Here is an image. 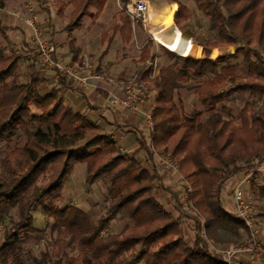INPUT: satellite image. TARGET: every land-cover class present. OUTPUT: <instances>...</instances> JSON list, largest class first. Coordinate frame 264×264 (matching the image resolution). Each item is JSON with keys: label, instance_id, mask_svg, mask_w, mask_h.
Masks as SVG:
<instances>
[{"label": "trees", "instance_id": "1", "mask_svg": "<svg viewBox=\"0 0 264 264\" xmlns=\"http://www.w3.org/2000/svg\"><path fill=\"white\" fill-rule=\"evenodd\" d=\"M100 1L91 18L99 15L107 0L69 1L79 11L71 13L73 19L64 26L69 37L80 27L83 9ZM193 1L208 18L212 33L204 39V50L227 44L235 45L237 53L252 43L260 50L243 52L244 77L238 74L240 64L231 61L235 53L215 59L177 56V62L161 66L149 80L156 91L149 111L153 122L150 140L157 154L174 158L184 175L185 204L176 195L172 199L187 210L185 215L174 217L150 193L156 177L135 153H120L97 125L62 102L58 89L43 94L35 79L19 82L13 70L21 56L10 60L0 49V142L5 141L7 148L1 159L7 174L0 176V225L4 229L0 264H226L209 242L224 246L245 241L246 227L235 212L223 206L220 194L229 179L264 160V112L255 109L254 101H246L238 115L225 105L217 108L233 92L264 100V0ZM175 2L178 7L173 18L177 25L188 28L187 6ZM5 30L0 25V33ZM128 39V33H123L122 40ZM73 44L70 39L72 51ZM140 52L147 54L146 43ZM78 54H73V60H80ZM167 54L175 56L171 51ZM148 72L141 66L137 74L145 79ZM185 83H190L205 114L182 112L179 89ZM97 139L117 151L116 157L103 163L102 157L91 159L97 147L86 148ZM139 143L154 167V152L145 141ZM73 147L85 150L77 153ZM78 163L85 165V185L98 179L105 183L107 205L96 221L73 205L54 203ZM251 190L264 198V184L256 185L252 179ZM39 207L56 237L51 251L44 249L29 261L21 245L24 239L40 238L38 232L42 231L33 225ZM119 214L129 222L112 232L109 224ZM183 219H192L196 229L190 242L183 239ZM74 244L75 252L67 254Z\"/></svg>", "mask_w": 264, "mask_h": 264}, {"label": "rangeland", "instance_id": "2", "mask_svg": "<svg viewBox=\"0 0 264 264\" xmlns=\"http://www.w3.org/2000/svg\"><path fill=\"white\" fill-rule=\"evenodd\" d=\"M29 1L31 2L32 0H29ZM48 1H50V4L55 10V12H58V14H60L61 17H64L65 24L70 23L71 20L73 19L72 18L73 14L71 13L74 12L76 15L79 12V11L75 12L77 10H75V8H73V5L69 3L70 0H48ZM149 1L151 5L153 4L152 5L153 8L157 6V3H163V2L169 3V4L175 3L176 7H178L177 2H175L176 0L175 1L174 0H149ZM177 1H181L187 6V9L189 12V20H188L187 27L192 32V40L200 41L199 45H195V44H192V45L195 47H199L200 49L199 54L201 55L196 56V54L192 52L191 54L192 56L188 58L208 57L210 59H215L216 57L220 55H229V54L233 55L236 53V49H237L236 46L227 45V44L213 46L211 48L204 50L203 48V46L205 45L204 39L212 35V33L208 31V24H209L208 18L203 16L199 12L193 0H177ZM101 3L102 2L100 1L98 2V4L94 3L86 7L85 9H83L84 15L80 19V27L73 30V32L76 31L77 33L79 31L78 29H80L79 39H83L84 35L82 33L84 29L91 30V28H93L94 26L92 33L94 32L96 33L93 37L92 44L95 45L96 43V45H98L96 47L98 51L96 52L94 51L91 53L93 56L91 60L100 62V60H103V56L106 53L107 55L104 57L105 62H113V61L116 62L117 60L119 61L124 60V63H126L127 65L135 67L132 74L127 79H124L125 81H127L128 79L132 78V76H134L135 73L137 74L138 69H140L141 66L145 69H148V64L146 63L147 60L156 58V70L158 72V69L161 66L167 65L170 62H177L178 61L177 56H182V54L169 50L164 45L156 42L153 39H150L149 38L150 33L152 32V30L157 29L156 28L157 25H151L149 23L147 24V30H144L142 23L140 21L133 22L124 13L122 9V3L120 0H107L103 6V9H101L98 15L99 18L97 20L93 19L92 21L94 22V24H92L93 26H91L90 13H95L97 10H99ZM172 23H174V25H176L177 28H179L181 32L184 30V28H182L183 26L177 25L174 18H173ZM122 25L127 30V32L125 29L124 30L120 29ZM102 32H104V35H102ZM123 33H128L129 35L128 40H125V41L122 40ZM145 43L148 49L147 54L145 52L144 53L140 52L141 46ZM0 49L2 50L3 55L9 58L10 60H14L16 59V57L21 56L22 59L19 58V60L15 62V67L13 71L16 74H18L19 82L24 81L23 79L26 73V70H25L26 67L21 65L22 63L21 60H23V58L25 60L27 57L22 55L21 49L17 50L15 48L13 40L9 37V34L6 31L4 32L2 31L0 33ZM249 49L260 50L259 46H257L255 43L250 44V46L248 47L244 45L242 50H239V52L236 53V57L231 60L232 62H238L240 64V69L238 71V74L241 77H244L246 73L245 62L243 59V52ZM213 50H215V54L213 56L214 58L211 56ZM167 51H171L172 53L175 54V56L167 54ZM141 55L144 56V60H141L140 58ZM137 77H139L138 74H137ZM145 80H148L147 82L149 86L148 93H147L148 105L146 107V110L150 111L151 107L154 104L156 91H154L153 87L150 84L149 74H147V78H145ZM190 83L182 84V87L179 89V94H180L182 104H183L182 112L184 114L189 115L197 111H202L203 114H205L206 113L205 108L199 102H197L196 96L193 94V92L189 88ZM223 87H225V85L221 86V88ZM246 101H254L255 109L258 112H264V100L257 101L256 99L249 98L247 92L231 93L228 97H226L223 103L219 104L217 109H220L221 105H225L226 107L230 108L231 113L233 115H238V113L243 108ZM249 114L250 113L247 112V115ZM236 123H239V121L237 122L236 120ZM152 125H153V122H152ZM19 133L21 135V132ZM21 138L24 139L23 136ZM86 149H89V150L94 149L96 152L91 157V159H99V157H102L100 159V163L105 162L107 159L114 158L118 154L117 151L111 150L110 146H106L105 142L103 140L100 142L99 139L92 142V145ZM84 150L85 148L83 147H73V151L77 153H81ZM6 151H7L6 142L5 141L0 142V176L1 174L2 175L7 174V171L1 165V159L6 154ZM119 152L122 153L121 151ZM160 156L169 157V155H160ZM152 164L154 165V167L149 162H147V164L143 163V165L149 169V172L154 173L156 177L155 181L153 182V188L151 189L150 193L163 205L165 209L171 211L174 217L178 215H185V211L187 210H185L184 207L182 208L181 206H177L176 202L172 199V195H176L181 205L185 204L187 182L184 178L183 173L179 170L178 172H176L169 168L163 167L162 165L158 163V160L155 157L152 161ZM237 175L238 174H236V176ZM236 176H234L233 178L229 179L226 182L225 186L222 187L221 194H220V198H221L223 206L227 210H230L233 212H235V208H234L233 197L231 194V187L236 179ZM84 177H85V165L82 163L75 164L71 173L67 176L65 182L63 183L64 185L60 192V197L57 200H55L54 203L59 207H62L67 204L73 205L87 212L88 214H90V216L92 217V221H96L103 213L104 207L107 205V203L105 202V183L104 181H102V179H98L95 181V183L91 185H85ZM252 179H254V183L256 185L264 184V174L263 173H255L252 176ZM251 181L248 187L247 186L245 187L246 197L253 202L252 203L253 209L252 211L248 212V215H250L251 217L250 219L253 220L252 222H255V228L257 229V231H258L257 220L263 219L260 225V233L264 238V216H258L262 213H263L262 215H264V198L260 197L258 193L252 192ZM162 185L167 187V189H164ZM47 202L48 200H46V203ZM128 222L129 220L126 219V217H122L119 214L115 218H113V220H111L109 224V230L112 232H118ZM33 225L37 229H40L42 231V232H38V234L40 235V238L24 239L21 245L23 248V252L29 258V261L32 260L33 256L38 257L41 251L44 249H48V251H51L52 243L56 237V231H52L51 222L49 223L46 222L44 214L41 211L40 207L34 212ZM181 227L183 230V239L188 242L192 241L193 237L196 234V229L195 227H193L192 219H183V222L181 223ZM3 231H4L3 226L0 225V243L3 237ZM201 233H203V231H201ZM29 235L30 237H33L36 234H29ZM20 236L22 238L25 237L23 233L20 234ZM246 240L247 239H245V241ZM245 241L243 243H245ZM75 246L76 245L74 244L72 247L68 248L67 254H73L76 250ZM209 246L210 248L214 247L216 249H222L225 247L226 248L232 247L234 245L229 244V245L221 246V245L212 243L211 245L209 244ZM255 257H256L255 258L256 262L252 264H259L261 261H264V246H263V251L255 253ZM233 261L234 262L232 264H251L249 262V259H245L243 255H238V257L234 258Z\"/></svg>", "mask_w": 264, "mask_h": 264}, {"label": "crops", "instance_id": "3", "mask_svg": "<svg viewBox=\"0 0 264 264\" xmlns=\"http://www.w3.org/2000/svg\"><path fill=\"white\" fill-rule=\"evenodd\" d=\"M29 2L36 13V18L44 22L49 37L56 44L57 52L63 61L73 65H81L84 57L92 59V52L98 51L93 45V37L96 32L94 22L99 16L91 18V30L83 31V39H79L80 29L72 33V37L67 35L64 30L65 21L58 12H55L48 0H0V25L5 28L9 37L13 40L15 48L21 49L23 56L27 58L21 60L22 66L26 67L24 81L33 78L37 81V89L40 93H47L51 89H58V96L62 102L71 107L73 110L81 113L97 125L106 138L111 139L118 146L122 153H135L136 157L142 160L144 164L149 162L144 150L140 149V140L145 141L148 145L150 142L151 130L145 120L144 115L139 111L125 108L118 101L110 102L111 95L118 97L121 91L118 85L109 84L105 80H97L90 78L88 85L80 88L72 85L62 78H58L54 71L50 68H44L34 61L30 52L29 30L24 23V18L28 11L24 8V4ZM90 26V25H89ZM82 27V25H81ZM74 39V49L71 50L69 40ZM95 47V48H94ZM79 53L80 60H73V54ZM100 62L106 64L105 74L115 80L127 79L134 71V66L124 63V60L116 62H105L104 57ZM153 93V92H152ZM148 105L146 100L144 108ZM169 211V210H168ZM263 219L257 220L258 235L264 246V238L260 233V225ZM248 259L247 254H243ZM259 264H264L261 261Z\"/></svg>", "mask_w": 264, "mask_h": 264}, {"label": "built area", "instance_id": "4", "mask_svg": "<svg viewBox=\"0 0 264 264\" xmlns=\"http://www.w3.org/2000/svg\"><path fill=\"white\" fill-rule=\"evenodd\" d=\"M24 8L28 11V14L23 20L29 30L31 47V49L27 50V52H30L32 58H34V61H36L38 65L44 68L52 69L58 78L65 79L72 85L80 88L87 86L90 78L97 79L98 81L105 80L111 85H118L121 95L118 97L111 95L109 97V101H118L127 109L141 112L144 115L150 130H152L153 125L150 112L144 108L149 89L148 80L137 77L136 73L127 81L115 80L105 74L107 68L106 64L91 60L87 57L83 58L81 65L66 63L58 54L56 44L49 37L44 22L37 20L36 13L32 5L29 2H26L24 4ZM150 8L151 3L149 0H126L122 3L124 13L133 22L140 21L144 30H147V24H149L148 12ZM156 28L160 30L162 29V26L157 25ZM149 38L155 40L152 32L150 33ZM146 63L148 64L149 77L152 79L157 72L156 58L147 60ZM149 146L154 152V157L158 160L160 165L178 172L177 163L173 158L156 154L151 140L149 142ZM255 173L264 174V160L255 164L250 169L238 173L231 187L235 213L247 229V240L245 243L228 248L225 247L222 249H216L211 247V250L222 255L226 264H232L234 262V258L243 254H247L249 256L248 259L251 264L255 263V253L263 251L258 231L255 228V222H252L253 220L250 219L251 217L248 215V212L253 209V202L248 199L245 194V187H248L250 181L252 180V176ZM209 244L211 245L212 243L209 242Z\"/></svg>", "mask_w": 264, "mask_h": 264}, {"label": "bare ground", "instance_id": "5", "mask_svg": "<svg viewBox=\"0 0 264 264\" xmlns=\"http://www.w3.org/2000/svg\"><path fill=\"white\" fill-rule=\"evenodd\" d=\"M153 5V4H152ZM151 8L148 12V20L151 25H161L162 29L152 30L153 38L160 44L167 47L169 50L175 51L184 56H189L194 52L199 56L200 49L195 47L189 41L190 39H183L181 31L174 25L173 15L176 10L175 3H157V6ZM215 50L212 51V57ZM214 58V57H213Z\"/></svg>", "mask_w": 264, "mask_h": 264}, {"label": "water", "instance_id": "6", "mask_svg": "<svg viewBox=\"0 0 264 264\" xmlns=\"http://www.w3.org/2000/svg\"><path fill=\"white\" fill-rule=\"evenodd\" d=\"M181 36H182L183 39H187L188 38V39L192 40V32H191V30L189 28L184 29L181 32ZM193 43L195 45H199L200 41L199 40H195V41H193ZM190 56H192V55H189V56H186V57H190Z\"/></svg>", "mask_w": 264, "mask_h": 264}]
</instances>
